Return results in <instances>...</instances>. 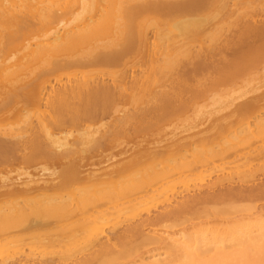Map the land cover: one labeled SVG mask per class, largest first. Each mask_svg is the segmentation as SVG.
<instances>
[{
    "label": "rangeland",
    "instance_id": "1",
    "mask_svg": "<svg viewBox=\"0 0 264 264\" xmlns=\"http://www.w3.org/2000/svg\"><path fill=\"white\" fill-rule=\"evenodd\" d=\"M118 1L120 0H117L116 2ZM224 1L226 3H222ZM170 3L173 6V8L160 7L152 12L142 13V17H143L142 24L146 26L145 29H147V37L149 39L148 40L149 42L147 44H144V46L142 45H138L136 47L134 46L131 49L127 50V52H125V54L127 53L126 55L123 54L124 52H122V54H120L118 57L113 59L112 62L105 61L103 63L93 64L92 66L91 65L84 66L86 68H83V66L79 67L77 65H70L62 69H54L53 72H51L53 69L52 70L50 69L51 71L47 69L48 72L50 71L51 73L49 76L50 78L47 76L50 79L51 86L56 89L62 87L61 85H64L66 82H68L69 81L68 78L72 77L71 79L74 80L73 76H68L69 74L75 73L76 76H78L79 72H83V71H85L84 72L85 74L81 73L82 75H86V76L90 75V77L92 76L93 80H95L96 82L98 80L99 83L107 85L108 88L109 87L112 88L111 93L113 94L110 95V97L113 96L111 97L112 99H110L108 95L102 97V101H100L101 98L99 99L100 105L103 108H101L100 105L98 104L99 101L97 102L99 108L103 109L104 115L103 113L100 112L101 115L95 118L90 124H88V126H86V124L77 125L76 123L78 127L77 126L75 127V125L73 124V119L75 118L74 116H72V114H74V111H72V107H70V104H67L66 105L67 107L65 105H64L65 107L62 106L63 110L62 108H59L61 107V105L58 106L57 104V106L56 105L55 106L58 108V111L57 108L53 106L52 107L53 113H52L51 105H50L51 103L46 102L48 98V97L46 98L48 92L45 93L44 90L42 91L43 95L41 101L40 100L36 101L37 99L36 100L32 99L31 94L36 95L40 93L39 85L36 81L31 83L36 86L35 88L19 89V91L13 96L14 101L12 96H10L8 100L7 97H5V94H3V92L2 93L0 92V100H1L0 106H2L0 107V115H2L0 116V134H7V135L10 134L9 136H11L12 133H16L21 129L23 131L26 130V128H28V126L30 125L32 126V124H33L32 127L34 128V132L36 131L37 132L36 134H38L40 132V128L39 131H37L38 121L42 116H44V118L46 119L45 121V119L42 117L44 121L49 122V125L47 123V127L54 133L56 137H60L58 141L60 142V144L62 143L63 145L60 146L58 142L56 145L54 144L57 148L53 145V147L49 146L46 149L50 150L52 154L56 150H57L56 152L58 153L63 152L62 154H67V153L69 154V156L65 155L66 159L64 158L61 159L62 162L60 160H57L56 162V159H54L56 154L55 152L52 156H49V154L48 156H46V154L42 151L39 153V151L43 149H37L38 151L34 149L35 152L33 153V156L30 154L31 159L25 162L24 160H19L17 158L18 154H14L12 151L9 150H7L9 152L4 151L6 154H8L5 155L8 158H6L5 156L0 157V178L8 176L9 179H14L15 176L17 177V174L19 172L20 174H22L21 172L25 171L26 169L29 171L28 173L31 177L38 179L39 181H43V179L48 180L51 175L55 176L53 172L58 173L59 171L60 173L61 171L64 172L63 175H61V173L60 174L55 173L56 175H59V177L61 175L60 180L61 182L63 181L61 184L63 185L64 188L60 187L61 189L59 188L60 190H58V192L62 190L60 195H58L60 198L65 199L66 201L69 200L78 201L79 198L81 199L82 197H86L88 201L90 199V201L92 200V202L95 203L96 202L101 203L103 201L106 202L110 197L112 198L116 196V193L114 195V191H115L113 189L114 187H107L105 188L106 190L101 189L99 190V192L97 191L98 193H96L95 196H93L95 194L94 192H89L92 193V195L88 193V191L90 190L86 186L87 185L86 181L83 180L82 182L74 181L70 171H68L69 169H71L70 167H75L77 163L81 165V162L76 161L77 160L76 158L77 155L79 156L81 154V153L79 154L78 151L79 150L81 151L82 146H83L82 149L85 150L88 149L87 151L90 150L89 152L92 151V153H89V155L91 154H92L91 156L94 155L93 157H91V160L94 159L93 161L95 162L96 161L95 159H100L101 161L102 156H107V155H103L105 153L108 154L109 152H116V149L117 148L119 149V147L125 143L128 145H123L124 147L131 146L127 148L129 150L130 149L132 150V148L135 150V148L137 149L141 145L143 147V144L146 146L147 145L151 146L150 144L162 138L165 132L171 131L172 127L175 130L177 129L176 130L177 132H179L180 130H184L183 131L184 134L186 130L185 132L186 134H191L193 132L200 130L202 128V125L205 124L204 126H207L206 122L208 123L207 120L209 121L212 120L211 117L213 116L212 113L213 111L217 110L223 112L225 109L229 108L230 105L233 104L234 106V105H239L240 103L242 104L243 103L242 101L245 102L248 100V98L250 99L253 96L257 95L259 92L264 91V62L259 61L255 65H251V66H247V65L243 66L242 63H244V61H242L241 64L237 63L236 65H233L232 63L228 65L227 62H225L226 59L232 61L242 60V56L240 58L239 55L240 54L242 55V53L245 54L252 44V37L248 35L249 32L247 30V27L249 25L248 24L245 25V23H249L252 25H256V24L260 25L264 23V10L262 11L261 8L254 3L251 4L248 2H242L240 0L239 1L238 0H170ZM223 4L228 5L226 7V10L222 8ZM246 17L248 18V20L245 19ZM242 18L245 20L243 21ZM180 30L185 31V34H182V36L180 35L182 38H185V40L181 39V37L178 36L179 33H181ZM173 36L175 37L174 40L177 37H179L180 40H182V42L180 41L179 44L176 43L179 47L181 46L183 47V48L181 47V50L177 46L176 47L169 45L161 46V47L158 46L159 43L165 41L168 38L171 39ZM237 41H239L238 42L239 47L235 46L237 45ZM203 47L204 48L209 47L210 49L209 48L208 49L212 52L211 55L205 57L204 56L197 57L198 56L197 54L203 51L204 49ZM19 49L21 50V48ZM19 49L18 48L13 49L12 53L10 50L11 55L9 53H7V55L9 54L8 56L5 55L9 59V60L7 59V62L9 61L12 64L13 63L12 61L14 62L17 61L16 59H18V57L22 53V51H20ZM164 54L166 57L163 56ZM3 57H1V59L7 58V57L5 58ZM231 58H234L236 60H233ZM1 59L0 61H3ZM153 60H154L153 62L154 64L151 67L150 62ZM7 62L5 63L7 64ZM229 69L231 70V72H229ZM46 71L45 73L49 75V73ZM125 73L126 75H124ZM149 74H151V77L149 76ZM154 75H155V79H154ZM123 76H125V78ZM90 77L88 78L91 80L92 78ZM145 77L150 79L147 80V78ZM118 78H122V79H118ZM120 80L122 82H120ZM153 80H155L154 83H152ZM133 86H135V89ZM138 89L140 91H138ZM131 90H133V92ZM159 94H162L165 97L163 96L162 98H160L161 95ZM157 95L159 96V99H155L157 100L155 101L154 97L158 98ZM107 97L109 98V100ZM5 100L9 102L8 103L6 101L8 104L7 107L5 106L6 104L3 105ZM16 100L19 103H17ZM153 100L156 103L158 101H161L158 102V105L159 104L163 105L164 103L165 107L164 105L161 106L160 110H158L160 112H157L156 110L152 111L151 109L157 106L156 103H154L156 106L153 104ZM114 101L117 102L114 103ZM118 102L120 103L119 105ZM112 104L114 106L116 104V106L114 107L112 106ZM17 105L18 107H16ZM150 105H152V107H150ZM260 105L263 106L264 101L263 103L261 102ZM110 106L111 108H109ZM9 107H11V109ZM116 107L118 111L115 112ZM8 108L10 110H8ZM54 108L56 109L57 114H54L55 113ZM66 108L68 110H66ZM105 108H106L105 112L108 109L111 110L113 108L111 111L112 113L109 111L106 112L105 114L104 112ZM3 110H5V112ZM150 110H151V114L149 115ZM139 111H141L142 114ZM50 112L52 114H50ZM154 112H156L157 114ZM196 112H198L199 115L198 114L195 115ZM210 112L212 116H209ZM216 112H214L215 117L217 116ZM220 112H218V114ZM255 112L256 111L254 112L252 111L247 114L245 113V115L240 116L239 118H235L234 119L235 121L234 120L230 121L232 124L228 125V126L231 125L234 126L233 128L237 133V131H239L241 128L243 129L246 126L247 123L245 122L250 121V125L249 124L248 125L250 127H254L255 129L254 136L256 135V137L252 136L253 138L251 137L249 139L250 144L251 143L253 144L250 145L249 141L246 140H238L240 141V144H242L241 146L238 145L239 143L236 142L237 139H235L234 141L233 139H231L232 137L230 138L233 132L228 133L226 135L225 134L220 135L222 131L220 130L219 134L215 133V135H213L216 138L214 137L215 138L214 139L215 142L213 141L214 145H211L212 144L211 143L210 147L214 146V149L218 150L220 148L219 147L217 148L216 146H220L219 145L220 143L222 145V149L223 148L228 150L231 149V152H233L232 150L234 147V149H237L235 150L237 152V156L236 154H234L236 153L235 151L232 154L230 153L231 155L234 154L233 156L229 154L230 152L229 151L228 154L224 156L226 158H224L223 156H217V157L214 156L211 159L212 160L211 163L208 162L206 163L207 165L203 167H200L199 164L198 165L199 167L194 166L193 169L191 170H187L185 168L186 170L183 171L181 170L182 172H175L178 173L177 177L176 174L172 175L171 177L170 176L171 174L169 175L168 173L172 170H166L163 175L164 179H161L159 177V180L156 179L154 180V182L150 181L151 182L150 184L153 185V188L157 187L158 189L153 193L152 196L138 198L136 200H133L132 202H120L121 204L114 203V205L110 207L108 213L107 212L97 213L96 214L97 216L94 219V221L89 223V227L78 233L76 240L66 238V239L52 241V243H45V241L43 243H40L38 241L21 242L17 245L10 247V250H5L3 252L1 251L2 253L0 252V263L1 261L9 262L14 258L16 259L20 256V253H21L20 257H22L26 255L25 253H27V251H29V253H34V255L27 253L30 255V258L34 257V259L37 258L40 259V256L42 258H44L43 256L45 255H46L45 257H48L52 255L53 252L56 253V251L59 252L62 250L64 251L66 249V250H70L69 252L72 253L73 255H76L71 260L72 264H74L75 262L76 263L79 262L81 264L82 260H84L82 261V263L86 262L88 264H93V263L98 264L100 258L97 254H96L97 256L94 254V252L97 253L98 247H95L97 248L96 250L87 249L88 247L87 242L90 241L89 243H92L93 239H95L94 241L96 243L97 241L98 242L100 241L101 243H105L108 245L111 244L112 242H113L112 244L115 243V245L112 244L109 245L112 247L115 246V249L112 248V253H117L118 251H116V249L119 250L123 247L124 248L126 247V249L131 248L129 249L130 256L127 255L121 260L115 262L114 264H149L151 260L158 258V254L160 253L162 254L163 250L159 249L157 244L153 245V243L152 245L150 243H141L139 245V240L146 234L149 235L152 234L151 236L162 235L160 237H166L169 235H173L174 233L179 234L180 232H181L180 234H185L183 232L186 233L189 232L193 234L195 231H200L205 229L207 230L214 227H220V229L223 227H229L232 226L236 221L242 219L244 222L245 221L248 222L251 221L256 216H258V218H264V215H258L260 214V211L262 209H263L262 211H264V156H262L261 158L258 155H255L256 149L258 151L264 148V140H263L264 124L258 125L256 127L254 125L256 123L255 119L257 120L264 119V112L260 114H255ZM130 113H132V115L133 114L136 115L138 113L140 116H143V118L140 120L139 118L135 119V121L134 119H132L130 121L131 124L129 122L128 124L120 127L117 124L118 122L117 120L120 118V116L121 118H125V116L129 117ZM159 113L161 117L159 116V118H157ZM151 115L153 116V118L151 117ZM144 116H146V120ZM195 116H197V119L194 118ZM49 117L51 118L55 117V119H51ZM246 118H249V120ZM31 122L32 124L29 125V123ZM213 122L214 120H212V123ZM26 124H28L26 128H23ZM228 126L227 128L225 127V130L228 129ZM235 126L237 127L238 130L235 128ZM127 127L128 129H126ZM114 128H117L118 131L117 129ZM257 128L259 129L260 133L257 132L258 131ZM108 129L110 130V132H108L109 131ZM87 130L91 131V135L95 133V136L93 134L92 137H96L98 142H101V140L103 141V143L101 142L102 145L101 143L98 142L96 143V145H98L96 146L97 150H95V146H93L92 144L88 145L89 147L86 146V142H84V140L81 139L83 138L82 136L84 135L81 134L82 136L80 135L81 136L80 138L79 134L83 132H87ZM114 130H116L119 133L117 134V132L116 131L114 132ZM111 131L112 134L115 133L113 134L115 136L111 134ZM107 133H109L111 137L113 136L112 140L109 134H108L109 138L106 139ZM36 134L34 133V135ZM88 134L90 135V133ZM96 134L99 136L97 137ZM127 134L130 138L127 136ZM223 135H225L226 137ZM100 136L101 137L104 136L105 138L102 139ZM66 137H67L66 143L68 142L67 144L64 143ZM63 138L65 139L63 140ZM98 138L101 140H99ZM38 139L42 141L41 144H44L43 141L45 139L44 137H43L44 140L42 139L41 133H39ZM75 139H78L77 141L79 143L81 141H83L84 143L82 142L80 144H77L78 142ZM104 139L106 142L104 141ZM109 139L110 141H108ZM254 139L259 141H255ZM231 140H233L234 143ZM73 142L75 145L74 147L72 144ZM257 142L258 144L259 142L261 144L258 145ZM76 146L78 147V149ZM101 146L106 147V149L105 148L103 149V147ZM242 146H246V147H242ZM206 147L209 148L208 143L206 144V146L201 145L200 147L198 145L197 146L198 149L196 148L195 150V152L197 153L195 154H198L199 157L204 155V153L206 154V152L208 151L207 150L208 148L206 149ZM65 148L66 150H64ZM70 148H72L74 151L77 150V153L75 154L76 156L72 154L74 151H72ZM100 151L102 153H99ZM43 153L46 157L43 156ZM67 156L69 159L67 158ZM74 156L76 157L75 159ZM204 156L202 157L203 160H204ZM48 157L50 159H46ZM118 157L120 160L121 159L122 160L120 161L116 159H111L108 162L102 164L99 163L100 164L99 167H98L99 164L97 165L95 164V165L97 168H99V171L100 170L103 171L112 168V166L113 167L118 166L117 164L127 159L126 154L125 157L122 155L121 157L120 156ZM190 157L188 158L187 155V158L186 159L182 158L183 161L182 160L181 161L185 163L190 161L189 163H192L193 160L191 159L193 157L192 158ZM244 157H246L247 162L245 159H243ZM239 158H241V161L239 160ZM83 159L84 161H86L87 156H85ZM83 159L81 161H83ZM102 160H103L102 162H104V159ZM146 163L148 164V162L143 161L140 162L139 166L138 164L136 165L137 167H135L134 169L135 174L132 172L134 176L131 175L132 178H135L137 180V178H139L140 176L141 178L143 176H146L147 174L146 172L149 171L148 165H146ZM73 164H75V166H71ZM197 164L198 163H196L195 165ZM94 167L92 168V172H94L93 171ZM78 168H80V170L79 169L78 170L81 172L84 169L82 173L79 172L80 173L79 176L86 177L87 175L88 176L90 175L87 173V171H90L91 169L89 170L87 168L86 171V168H81L80 166H78ZM97 168H95V170ZM68 172L71 177L68 175ZM136 173L138 175H136ZM166 174H168V176ZM131 176L129 177L131 178ZM59 177H57V179ZM168 177L172 179L171 180L169 179L168 181L167 180ZM125 179L126 178L122 179L123 184H120L118 180V184H120L121 186L116 183L117 186L115 187V189H118L117 187L120 186L119 188L121 190V187L122 185H124V183L125 185L128 186L127 184L128 177L126 182ZM164 180L166 181L163 185V183L160 181H164ZM128 183H130V180ZM0 184H1L0 186L3 187L0 188V196H1L0 204L1 206L3 205L5 207L6 204L4 205V201L7 202L8 200L11 201L13 199L7 198V196L9 197L8 193H5L7 190L4 191L7 188V186L5 187L1 179H0ZM156 184L161 187H158ZM129 185H131V183ZM154 185L156 187H154ZM56 195L57 194H55V196ZM119 195L117 194V196ZM59 197H55V200L62 201V199H60ZM111 198L109 200H111ZM191 198L192 199L198 198V202L193 204L194 205L193 208L185 209L177 216L163 217L160 220L156 219L161 214L165 213L168 210L174 209L176 206H179V204H181L183 201L185 200L187 201ZM9 201L7 202L8 207L11 206L9 204H13V203L15 204L17 202V201H11L10 203ZM91 205L90 206L88 205V207H86L85 210H82L79 216H86L89 212H91L90 211ZM230 207L231 209L235 207L236 208L240 207L239 209L242 208L243 211L241 209L240 212L235 214L213 213L215 210H220L222 208H230ZM135 222L138 225L141 224L142 226L141 227L138 226L139 228L137 230V234H134V236L131 235L132 237L130 239V236L128 238V234L126 233L125 235L124 233L128 229L127 227L130 228L131 226L136 225ZM138 231H140V233ZM115 233L117 234L116 236ZM173 236H175V234ZM75 241L77 242L81 241V242L80 244L77 245V242L75 243ZM82 242L83 244L86 243V246L83 245ZM92 244H90V246ZM76 245L78 246V248L80 247V245H81L80 248H83L82 246H84L87 252H85L86 250H84L83 253L81 254V251H79V249L77 250V247H75ZM116 246L118 247L116 248ZM136 246L138 247L136 248ZM74 247L76 249H74ZM132 248L133 249L136 248V249L133 250ZM43 253L44 255H42ZM216 253L217 252L215 251L211 253L206 252L204 253L205 255L202 259L193 258L192 261L194 262V264H205L209 260L217 259L215 257ZM163 256L164 254H162L161 257ZM90 260L91 261L94 260V261L91 262ZM178 262L179 264H182V260H179ZM249 264L252 263L249 262Z\"/></svg>",
    "mask_w": 264,
    "mask_h": 264
},
{
    "label": "bare ground",
    "instance_id": "2",
    "mask_svg": "<svg viewBox=\"0 0 264 264\" xmlns=\"http://www.w3.org/2000/svg\"><path fill=\"white\" fill-rule=\"evenodd\" d=\"M116 1L117 0H0V59L3 56H4L3 58H5L9 54L11 55V53L13 52L12 51L13 49L21 48V50L20 49L19 50L22 51L21 55L18 57V59H16L17 61H15V62L12 61L13 62L12 64L9 61H8L9 63L7 62L8 57L6 59H1L3 61H0V92L1 93L3 92V94H5V97H7L8 100H9L10 96H12L13 101H14L13 96H14V94H16L19 91V89L35 88L36 86L31 84V83L36 81L39 85V92L40 93L36 94V95L31 94L32 99H35V100L37 99L36 101H39V100L41 101L42 95H43L42 91L44 90L45 93L48 92L46 98L47 97L49 98V100L47 98V100L49 102L47 100H46V102L51 103L50 104L51 105V111H52V107L53 106L56 107L57 104H58V106L61 105V107H59V108H62V106L65 107L67 104H70V107H72V111H74V114H72V116H74V118H75V119H73V124L75 125V127L78 124H81V125L86 124V126H88V124H90L95 118H97L98 116L101 115V113H103V109H101L103 107H101V105H100V101H102V97L108 95L109 98L112 99L111 97H113V96L110 97V95L113 94V93H111L112 88L111 87L108 88L107 85L99 83L97 79H96L97 80V82H96L95 80H93L92 76L90 77V75H88V76L82 75L81 73L85 74L84 73L85 71H83V72H79L80 75L78 74V76H76L75 73L69 74L68 76H73L74 80L71 79L72 77L68 78L69 81L71 79L70 82L68 81L64 85H61L62 87L56 89V88H53L51 86L50 79H49L50 78L49 76L51 74L50 71L53 69L51 71V72H53L54 69H62L64 67L70 66V65H77L79 67L83 66V68H86L84 66H90V65L92 66L93 64H99V63H103L105 61L106 62H110V61L112 62L113 59H115L120 54H122V52H124L123 54H125V52H127V50L131 49L134 46L135 47L138 45L144 46V44H147L149 42L148 41L149 39L147 37V29H145L146 26L142 24V21H143L142 13L152 12V11H154L160 7H162V8H164V7L173 8V6L170 3V0H120L118 2H116ZM240 1L248 2L251 4L254 3L258 7H260L262 11L264 10V1L263 0H240ZM222 3H226V2L224 1ZM227 6L228 5L223 4L222 8L224 10H226ZM245 19L248 20L247 17ZM245 19H243V21ZM243 23H245V22H243ZM247 24L249 25L247 27V30L249 32L248 35H250V37H252L251 47H249L248 51L245 54L242 53V55L241 54L239 55L240 58L242 56L241 61H238V60L232 61V60L226 59L225 62H227L228 65L230 63H232L233 65H236L237 63L241 64V62L244 61V63H242L243 66L244 65L251 66V65H255L259 61L264 62V23H262L260 25H257L256 23H255L256 25L245 23V25H247ZM180 32L181 33H179L178 36H180V35L182 36V34H185V31H183V30H180ZM194 35H197V34H194ZM172 38L166 39L165 41L159 43L158 46L161 47V46H168L169 45V46L179 47L177 44H179L180 41L182 42V40H180L179 37H177L179 39L176 38L175 40H174V38H175L174 36ZM181 39L185 40V38H182V37H181ZM240 41H241V39H240ZM238 42L239 41H237V45H235V46L239 47ZM241 43H243V42H241ZM174 44H176V45H174ZM181 47H179L180 50H181ZM208 48L209 47H205L203 49V51H201L198 54L196 53L198 55L197 57H202V56L205 57L208 55L210 56L212 52L209 50L210 48L209 49ZM10 50H11V53H10ZM200 50H201V48H200ZM7 53H9V54L7 55ZM5 55H7V56H5ZM163 56H165V54ZM225 58H226V56H225ZM231 59L236 60L234 58H231ZM5 62H7V64ZM151 62H152V64H151ZM151 62H150V66L152 67L154 64L153 63L154 60ZM47 69H49V70L51 69V70L48 72ZM45 71L48 72L49 75H47V73H45ZM229 72H231L230 69H229ZM150 73H152V72H150ZM86 74H87V72H86ZM124 75H126V73ZM149 76L151 77V74H149ZM88 77H90L92 79L90 80ZM123 77L125 78V76H123ZM145 78H147V77H145ZM118 79H122V78H118ZM149 79L147 78V80H149ZM154 79H155V75H154ZM151 81H152V78H151ZM154 81L155 80H153L152 83H154ZM120 82H122V81L120 80ZM133 87L135 89V86H133ZM133 90H131V91L133 92ZM136 91H137V89H136ZM138 91H140V90L138 89ZM141 91H142V89H141ZM161 91H163V90H161ZM30 92H32V91H30ZM159 95H161L160 98H162L164 96L162 94H159ZM173 95H175V94H173ZM173 95H172V97H173ZM129 96H131V95H129ZM157 97L158 98L154 97V100L159 99L158 95H157ZM109 98H108V100H109ZM130 98H132V97H130ZM99 99H100V101H99ZM35 100H33V101H35ZM154 100H153V104L156 103L155 101H157V100H155V101ZM6 101L7 100H5L3 105L6 104L5 106L7 107L8 101L7 102ZM98 101H99L98 104L100 105L101 108H99V106L97 105ZM103 101H105V100H103ZM112 101H110V102H112ZM263 101H264V91H261L257 95L253 96L252 98H250V99L248 98L247 101H245V102L242 101L243 102L242 104L240 103L239 105L233 106V104L230 103L232 105H230L229 108L225 109L224 110L225 112L224 111L223 112L217 111L215 108V110L217 112L213 111L212 112L213 116H212L211 112L209 113L210 114L209 116H212L211 118H212V120H214V122L212 123V120H210V121L207 120L209 125L207 122H206L207 126H204L205 124L204 125L201 124L202 128L200 130L197 129L198 131L193 132L194 134L193 133L186 134L185 133L186 130L183 134L184 130H180V131L178 130L179 132H177L176 131L177 129L175 130L172 127L171 131L168 130L169 132H165L163 137L160 138L159 140H157L156 142L151 143L150 144L151 146H149V145L146 146L143 144V147H142V145L141 146L139 145L140 147H138L137 149L135 148V150L133 148H132V150L127 149L128 147H131V146L124 147L123 145H128V144H126V143L123 144L121 142L123 145L120 146L119 149L117 148L118 150L116 149V152H109L108 154H106V153L103 154V155H107V156H102L101 161H100V159H95L96 160L95 162L93 161L94 159L91 160V157H93L94 155L91 156L92 154L89 155V153H92V151L89 152L90 150L87 151L88 149L87 150L82 149L83 146L81 147V151L80 150L78 151L79 154L80 153L81 154L79 156L77 155V158H76L75 154L77 153V150L74 151L72 148H70L72 151H74L73 153L70 152L73 155H75L74 159L76 158L77 159L76 161L81 162V165L78 163H77L78 165L76 164V166H75V164L71 165V166H75V167H70L71 169L68 170V171H70L74 181H81V182H82V180L86 181V183H87L86 186L90 190V191H88V193L94 192L95 194L93 193L94 194L93 196H95L96 193H98L99 190H101V189L106 190L105 188H107V187H114L113 188L115 190L114 195L116 193V196L112 197L113 199L110 197L112 201L109 200L110 199L109 198L108 201H106V202L103 201L101 203L100 202L95 203V202H92V200L90 201V199L88 201V199L86 197H82L83 199L79 198L78 201L77 200L66 201L65 199L60 198L58 195H60L62 190L60 192H58V190L61 189L60 187H63V185L61 184L63 181L61 182L60 177L64 173L61 171H60V173H61L60 177H59V175L55 174L57 172H53L55 176L51 175L48 180L43 179V181H39L38 179L31 177L28 173L29 171L26 169H25V171L21 172L22 174H20V172H19L18 173L19 175L17 174V177L15 176L14 179H9L8 176L0 178L1 181L3 182V184L5 185V187L7 186V188L4 190V191L7 190L5 193H8V195H9V197L7 196V198H9V199L12 198L13 200H11V201H17L15 204L12 202L14 205L9 204V205H11L10 207H8V205H7V202L9 200L7 202L4 201V205L6 204L5 207L3 205L1 206V204H0V252L1 251L3 252L5 250H10V247L17 245L21 242H25V241H29V242L38 241L40 243H43L45 241V243H52V241L66 239V238L76 240L78 233L89 227V223L94 221V219L97 216L96 215L97 213H103V212L108 213L110 207L112 205H114V203L116 204V203H120V202H132L133 200H136L138 198H144V197L152 196L153 193L158 189L155 185H154V187H156V188H153V185L150 183L152 181L154 182V180H156V179L159 180V177L161 179H164L163 175H164V172L166 170H172L173 172L170 171L168 174L169 175L171 174L170 175L171 177H172V175L176 174V177H177L178 173H175V172H182L183 170H186V169L191 170V169H193L194 166H198L199 164H200V167H203V166L207 165L206 163H208V162L211 163V161H212L211 159L214 156L215 157H217V156H223L224 157L225 155L228 154L229 151H230L229 154L230 153L232 154L235 150H237V149H234V147L232 150L233 152H231V149H229V150L225 149V148L222 149V145L220 143H219L220 146H216L217 148L218 147L220 148L218 150L214 149V146L210 147L211 143H212L211 145H214L213 141L216 138L213 135H215V133L219 134V131L222 130L223 132L221 131L220 135L221 134L226 135L228 133L233 132L232 135L230 136V138L232 137L231 139H233L234 141H235V139H237L236 142H238L239 143L238 145H240V146L242 144H240V141H238V140L249 141V139L252 136H254V133H255L254 127L249 126L250 125V121H248L249 118H246V119H248L246 121H248L249 123L244 121L245 123H247L246 126L243 129L241 128L242 130L240 129L239 131H237V133L233 128L234 126H232V125L228 126V125L232 124L230 121H233L235 118H239L240 116L245 115V113L247 114L249 112L256 111L255 114H260V113L264 112V105L263 106L260 105V103L261 102L263 103ZM16 102H17V100H16ZM116 102L117 101H114V103H116ZM120 102H122V101H120ZM158 102H161V101H158ZM158 102L156 103L157 106L154 104L156 107L153 106L155 108L151 109L152 111L156 110L157 112H160L158 110H160L161 106H163L164 103H163V105L162 104L158 105ZM164 102H166V101H164ZM13 103H15V102H13ZM17 103H19V102H17ZM101 104H102V102H101ZM119 104L120 103L118 102V105ZM10 105H12V104H10ZM152 105H150V107H152ZM112 106H114V105L112 104ZM115 106H116V104H115ZM207 106H208V104H207ZM231 106H233V107H231ZM0 107H2V106H0ZM16 107H18V105ZM117 107H119V106H117ZM117 107L115 108V112L118 111ZM164 107H165V105H164ZM9 108L11 109V107H9ZM9 108H8V110H10ZM109 108H111V106ZM146 108H148V107H146ZM146 108H144V109H146ZM222 108H224V107H222ZM112 109L111 110L108 109L106 112H109V111L111 112ZM8 110H6V111H8ZM62 110H63V108H62ZM66 110H68V109L66 108ZM105 110H106V108L104 109V112H105ZM147 110H149V109H147ZM151 110L149 111L150 112L149 115L151 114ZM212 110H213V108H212ZM3 111L5 112V110H3ZM12 111H13V109H12ZM57 111H58V108H57ZM57 111L55 109L54 114H57ZM141 111H139V112H141ZM143 111H145V110H143ZM106 112H105V114H106ZM113 112H114V110H113ZM147 112H146V114H147ZM214 112H216V115H217L216 117H215ZM218 112H220L221 114L220 113L218 114ZM52 113H53V111H52ZM52 113L50 112V114H52ZM138 113L136 115L135 114L132 115V113H130L129 114L130 116L129 117L125 116V118H121V116H120V118L117 120L119 123L117 122V124L121 127L123 125L128 124L132 119H134V121H135V119H138V118H139V120L142 119L143 116H140ZM154 113H156V112H154ZM14 114H15V112H14ZM141 114H142V112H141ZM197 114H198V112H196L195 115H197ZM103 115H104V113H103ZM143 115H144V113H143ZM152 115H151V117L153 118ZM0 116H2V115H0ZM146 116H144L145 120H146ZM155 116H157V115H155ZM159 116L161 117L160 113L158 114L157 118H159ZM163 116H164V114H163ZM42 117L44 118V116H42ZM42 117L38 121V130L37 131H39V128H40L39 133H41L42 139H43V137L45 139V140L43 139L44 144H41L42 141H40L38 139L39 133L36 134L37 132L36 131L34 132V128L32 127L33 124L31 122V123H29V125L32 124V126L30 125V126H28V128H26V126L28 125V124H26L23 127V128H26V130H24V131L21 129L20 131H18L16 133H12L11 136H9L10 134L9 135L0 134V157H4L5 155H8L4 151L9 150V151H12L14 154H18L17 158L19 160H24L26 162L27 160L31 159L30 154L33 156V153L35 152L34 149H36V150L37 149H43V150H40L39 153L42 151L46 154V156H48V154H49V156H52L55 152L57 154V157L55 154V158L54 157H52V158L56 159V162H57V160H60L62 162L61 159H63V158L66 159L65 155L69 156L68 153L62 154L63 152L58 153V152H56L57 151L56 150L52 154V152H50V150L46 149L49 146L53 147L54 144L56 145L59 142L58 140L60 139V137H56L54 135V133L47 127V123L49 125V122H45L46 119L44 118L45 119V121H44V119ZM49 118H51V117H49ZM194 118L197 119V116H195ZM213 118H215V119H213ZM51 119H55V117L51 118ZM70 121H71V118H70ZM70 121H69V123H70ZM255 122H254L255 124L253 123L255 125V127L258 125H261V124L263 125L264 119H262V120L261 119H258V120L255 119ZM76 123H77V125H76ZM130 124H131V122H130ZM69 125H71V124H69ZM251 125H252V123H251ZM227 126H228V129L225 130V127L227 128ZM72 127H73V125H72ZM115 127H117V126H115ZM120 127H118V128H120ZM134 127H136V126H134ZM20 128H21V126H20ZM229 128H231V129H229ZM235 128L237 129L236 126H235ZM114 129H117V128H114ZM126 129H128V127ZM111 130H113V129H111ZM257 130L256 131L260 133L258 128H257ZM260 130H261V128H260ZM115 131L116 130H114V132ZM117 131H118V129H117ZM124 131H127V130H124ZM108 132H110V130ZM34 133L36 135H34ZM88 133H90V135H91V131L87 130V132L80 133L79 136L81 134L84 135V136L81 135L83 138H81V136H80V138L83 139L84 142H86V146L92 144L93 146H95V150H97L96 149L97 148L96 146H98V145H96V143L98 142L97 138L92 137L93 134L95 136V133H93L91 136ZM118 133L119 132H117V134ZM108 134L109 133H107V136H108ZM111 134H112V131H111ZM113 134H115V133H113ZM225 135H223V136H225ZM34 136H37V137H34ZM98 136L99 135H97V137ZM104 136H106V135H104ZM104 136L101 138L102 139L105 138ZM107 136H106V139L109 138V136L108 137ZM113 136H115V135H113ZM127 136H128V134H127ZM63 137H64V135H63ZM112 137L110 135L111 140L113 139ZM123 137H124V135H123ZM254 137H256V135ZM39 138H40V136H39ZM77 138H79V137H77ZM64 139L65 138H63V140ZM227 139H228V137H227ZM75 140L77 141L78 139H75ZM99 140H101V139H99ZM233 140H231V141L234 143ZM254 140L259 141L256 139H254ZM64 141H65L64 142L65 144L68 143V142L66 143L67 137ZM104 141H105V139H104ZM108 141H110V139ZM74 142L72 143L73 147L75 146ZM82 142L83 141H81L80 143H82ZM101 142L103 143L102 140H101ZM101 142H98V143H101ZM260 142H261V140H260ZM260 142H259V144L257 142V144L260 145L261 144ZM80 143L78 142L77 144H80ZM102 143H101V145H102ZM207 143L209 145V148L206 147V149L208 148L207 149L208 151L206 152V154L203 152L204 155H206V156L202 155L199 157L198 154H195V153H197V152H195V150H196L198 145L200 147H201V145L206 146ZM59 144H60V142H59ZM249 144H250V141H249ZM251 144H253V143H251ZM61 145H62V143L60 144V146ZM82 145H85V144H82ZM217 145H218V143H217ZM68 146H70V145H68ZM106 146H107V144H106ZM64 147H66V146H64ZM99 147H100V145H99ZM101 147H103V146H101ZM242 147H246V146H242ZM59 148H61V147H59ZM104 148L106 149V147H103V149ZM44 149H46V150H44ZM77 149H78V147H77ZM238 149H240V148H238ZM64 150H66V148ZM68 150H69V147H68ZM193 150H194V152H193ZM9 151H7V152H9ZM51 151H52V149H51ZM103 151H105V150H103ZM255 151L257 153V154L255 153V155H258L261 158H262V156H264V148H262V150H258V151L256 149ZM13 153H11V154H13ZM44 153H43V156H45ZM99 153H102V152L100 151ZM99 153H97V154H99ZM125 154H126L127 159L123 158L126 160L117 164L118 166H114V167L112 166V168H110V169L105 168L106 170L102 169L103 171H101V170L99 171V168L96 167L97 164H99V163L102 164V163L108 162L111 159L120 160L118 156L121 157V155H122L125 157ZM234 154H236V156H237V152ZM187 155H188V158L190 156H191L190 158H192V157L194 158V159L193 158L191 159V160H193L192 163H189L190 161L186 162V163L182 162L183 161L182 158L186 159ZM233 155H231V156H233ZM68 156H67V158H68ZM85 156H87L86 161H84V159H83ZM203 156H204V160L202 158ZM5 157L8 158L7 156H5ZM246 157H244L243 159L246 160ZM200 158H202V159H200ZM224 158H226V157H224ZM46 159H50V158L48 157ZM82 159L84 162L81 161ZM102 159H104V162H102L103 161ZM239 160L241 161V158H239ZM256 160H257V158H256ZM143 161L148 162V164L146 163V165H148L149 171L146 172L147 174L145 173L146 176H143L142 178L140 176L136 180L135 178H132L131 175H133V173L135 172L134 169H135V167H137L136 165L138 164V166H139L140 162H143ZM246 162H247V160H246ZM196 163H198V164L195 165ZM100 164L98 165V167L100 166ZM78 166H80L81 168H86V171H87V168L89 170L91 169L90 171H87V173L90 175L89 176L87 175L86 177L79 176L80 175L79 172H81V171H79L80 168H78ZM149 166H150V168H149ZM93 167H94V170H93L94 172H92ZM95 168H97V169L95 170ZM83 170H82V172H83ZM58 173H59V171H58ZM168 174H166V175L168 176ZM68 175L70 176L69 172H68ZM136 175H138V174L136 173ZM129 176H131V178ZM57 177H59V178L57 179ZM127 177H128V182L130 180L131 185H129L130 183H128V182H127L128 186L125 185V183H124L125 186L122 185L123 188L121 187V190H120V188H119L121 186L120 184H123L122 179L126 178L125 179V182H126ZM169 179L171 180L172 178L168 177L167 180L169 181ZM118 180H119L120 184H118ZM165 181L166 180L160 181V182H162L164 185ZM156 182H158V181H156ZM116 183L118 185H120L119 187H117L118 189H115V187L117 186ZM64 185H65V183H64ZM158 187H161V186H158ZM0 188H3V187L0 186ZM63 191H64V189H63ZM259 192H260V190H259ZM119 193H120V195H119ZM55 194H57V195L55 196ZM89 194L92 195V193H89ZM117 194L119 196H117ZM55 197H59L60 199H62V201L61 200H55ZM114 198L116 200L117 199L118 200L116 201ZM191 199H189L187 201L182 200L183 202L181 204H179V206H176L174 209L166 211L165 213L161 214L156 219L160 220L163 217L177 216L179 213H181L185 209L193 208L194 207L193 204L198 202V198L192 199V200ZM63 200H65V201H63ZM11 201H9V202L11 203ZM91 203H92V205H91ZM122 204H124V203H122ZM88 205L89 206L91 205V207H90L91 212H89L86 216H79L81 214L82 210H85L86 207H88ZM231 207L230 208H222L220 210H215L213 213L214 214H233V213L235 214V213L240 212L242 209V208L239 209L240 207L239 208L235 207V208L231 209ZM262 210L260 211V214H258V215H264V211H262ZM242 211H243V209H242ZM152 222H155V221H152ZM135 224L136 225L133 224L134 226H131L130 228L127 227L128 229L124 233L125 235L127 233L128 238L130 236V239L132 237L131 235L134 236V234H137V230L139 228L138 226H140V227L142 226L141 224L138 225L136 222H135ZM138 232L140 233V231H138ZM180 233L179 234L174 233L175 236H173L174 235L173 234V235H169L166 237H160L162 235L151 236L152 234L151 235L146 234L143 237L141 236L142 238L139 240V245L141 243H150L152 245V243H153V245L157 244L159 249L163 250L162 254H164V256L161 257L162 254L157 253L158 258L151 260L149 262V264H170V263L179 264V262H178L179 260H182V264H194V262L192 261L193 258L202 259L205 255L204 253H206V252L211 253L213 251L217 252L216 256H215L217 259L209 260L205 264H247V263L249 264V262H251L252 264H264V218H258V216H256L251 221H248V222L245 221L244 222L243 219L238 220L232 226L223 227L221 229H220V227H214V228L207 229V230L205 229V230L195 231L193 234L189 233V232L188 233L183 232L185 234H180ZM116 235L117 234L115 233V236ZM137 236H139V235H137ZM94 240L95 239H93V242H92L93 244L89 243L90 241L87 242L88 243L87 246L89 247V248L87 247V249H90V250L95 249L96 250L97 248H95V247H98L97 253L94 252V254L95 255L97 254L100 258V261H98L99 262L98 264H114L115 262L121 260L125 256H127V255L130 256L129 249H131V248L126 249V247L125 248L123 247L119 250L116 249V251H118L117 253H112V248L115 249V246L112 247L109 245H111L113 242L108 245L105 243H101L100 241L99 242L97 241V243H96ZM128 241H129V239H128ZM76 242L77 241H75V243ZM80 242H77V245L80 244ZM82 244H83V242H82ZM90 244H92V245L90 246ZM77 245L75 247H77V250L79 249V251H81V254H82L83 251L86 249L84 248V246H82L83 248H80L81 245L78 248ZM83 245L86 246V243ZM112 245H115V243ZM142 245H144V244H142ZM147 245H149V244H147ZM138 246H136V248ZM75 247H74V249H76ZM117 247L118 246H116V248ZM136 248H134V249H136ZM68 249H70V248H68ZM65 250L64 251L62 250L59 252L56 251V253L53 252L54 254L51 252L52 255H50V256L47 255L48 257H45L46 256L45 255V256H43L44 258H42L40 256V259H38V258L34 259V257L30 258L29 254L34 255V253H29V251H27V253H29V254L25 253L26 255L20 257L21 256V253H20V256L18 258H16V259L14 258V259L10 260L9 262H6V261L2 262L1 261L0 264H69V262H70V264H72L71 260L76 255H73L72 253H70L69 252L70 250H66V251ZM95 250H93V251H95ZM51 251H53V250H51ZM85 252H87V250ZM85 252H84V254H85ZM23 254H24V252H23ZM42 255H44V253ZM92 256H94V255H92ZM82 261H84V260H82ZM82 261H81V264L86 263V262L82 263ZM93 261H91V262H93ZM74 264H80V263L75 262ZM86 264H88V263H86Z\"/></svg>",
    "mask_w": 264,
    "mask_h": 264
}]
</instances>
